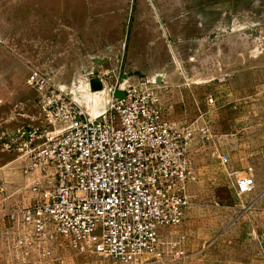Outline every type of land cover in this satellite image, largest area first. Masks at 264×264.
Returning <instances> with one entry per match:
<instances>
[{
  "label": "rangeland",
  "instance_id": "374dc122",
  "mask_svg": "<svg viewBox=\"0 0 264 264\" xmlns=\"http://www.w3.org/2000/svg\"><path fill=\"white\" fill-rule=\"evenodd\" d=\"M31 69L92 112L108 87L156 78L166 114L188 132L197 174L188 234L164 231L184 254L137 264H264V215L248 206L264 191V0H0V132L41 125ZM91 71L106 81L100 93ZM249 167L255 188L240 193ZM1 235L8 264H114L62 238L47 260L33 248L23 262Z\"/></svg>",
  "mask_w": 264,
  "mask_h": 264
},
{
  "label": "built area",
  "instance_id": "2783aa9c",
  "mask_svg": "<svg viewBox=\"0 0 264 264\" xmlns=\"http://www.w3.org/2000/svg\"><path fill=\"white\" fill-rule=\"evenodd\" d=\"M25 83L36 91L41 125L0 132V150L16 154L33 194L29 204L8 209L3 230L0 221L19 260L33 248L47 260L61 238L114 264L181 258V239L164 231L180 225L191 205L190 139L166 114L157 79L108 87L97 113L47 71L31 69ZM236 184L240 193L255 188L251 167Z\"/></svg>",
  "mask_w": 264,
  "mask_h": 264
},
{
  "label": "crops",
  "instance_id": "0c3cea01",
  "mask_svg": "<svg viewBox=\"0 0 264 264\" xmlns=\"http://www.w3.org/2000/svg\"><path fill=\"white\" fill-rule=\"evenodd\" d=\"M0 152H2V150H0ZM3 153H7V152L3 151ZM12 155L14 156L13 158L11 157ZM5 157L8 158L11 157V159H6V161H4L3 163H1L0 161V221L2 225L1 227L2 230L5 228L4 225H6L3 215L8 211V209L17 203L27 205L31 202L33 198V194L29 190L24 189V187L26 186V180L24 178L22 171L19 168V160H16V154L8 153V155H5ZM191 160H192V168L194 175V179L191 181L189 186L190 194H191V205L187 208L185 212L183 224L181 226L179 225V227L177 226L178 229L184 233V235L188 234V232L183 231L181 229L184 227L185 224H187V222H189L187 221V218L190 215V209L192 208V201H193L191 186L193 183H195L197 179V174L195 171V162L192 155H191ZM2 187L5 188V191H2L1 189ZM13 192H15V194L9 197V195L12 194ZM245 193H250V192H245ZM6 194L7 197L5 198ZM262 205H264V191L261 192L260 194H256L255 198H253L249 202L248 206H250L249 210L253 208L255 210L258 209L261 210V213L264 215V207ZM255 206L257 207L255 208ZM0 233L2 234L1 231ZM1 237L2 240L7 239L6 235L2 234ZM0 263L8 264L10 263V261L6 257H4L3 254H0Z\"/></svg>",
  "mask_w": 264,
  "mask_h": 264
},
{
  "label": "water",
  "instance_id": "95a60500",
  "mask_svg": "<svg viewBox=\"0 0 264 264\" xmlns=\"http://www.w3.org/2000/svg\"><path fill=\"white\" fill-rule=\"evenodd\" d=\"M90 84H91V89L92 90H98V89H101L103 87L102 81L98 77L92 78L90 80Z\"/></svg>",
  "mask_w": 264,
  "mask_h": 264
},
{
  "label": "bare ground",
  "instance_id": "6f19581e",
  "mask_svg": "<svg viewBox=\"0 0 264 264\" xmlns=\"http://www.w3.org/2000/svg\"><path fill=\"white\" fill-rule=\"evenodd\" d=\"M102 84H106V82L103 80ZM103 87H105V86L103 85ZM103 87H102L101 89H98V90H91V91H93V92L97 91L96 93H100V92H102ZM101 108H102V107H101ZM99 109H100V108H99ZM97 110H98V109H97ZM95 113H97V112H95Z\"/></svg>",
  "mask_w": 264,
  "mask_h": 264
}]
</instances>
